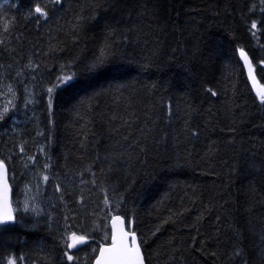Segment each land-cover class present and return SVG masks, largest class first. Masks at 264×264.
Returning a JSON list of instances; mask_svg holds the SVG:
<instances>
[{"label": "trees", "instance_id": "obj_1", "mask_svg": "<svg viewBox=\"0 0 264 264\" xmlns=\"http://www.w3.org/2000/svg\"><path fill=\"white\" fill-rule=\"evenodd\" d=\"M241 49L264 89V0H0V264H92L114 215L146 264H264V103ZM36 163L56 195L39 215L19 205Z\"/></svg>", "mask_w": 264, "mask_h": 264}, {"label": "snow or ice", "instance_id": "obj_2", "mask_svg": "<svg viewBox=\"0 0 264 264\" xmlns=\"http://www.w3.org/2000/svg\"><path fill=\"white\" fill-rule=\"evenodd\" d=\"M56 3H61L62 0H55ZM35 13L40 14L43 17L47 16V13L44 12V10L40 7H35L34 9ZM256 25L253 24V28H255ZM240 55L244 57V60L246 63H248V57L247 54L243 51V49L240 50ZM112 57L109 55H105L102 51L101 55L97 57L95 63L91 64L88 68L89 72H96L106 69L109 66V60ZM251 64L249 63V68H251ZM119 70V69H118ZM74 79V75L69 76H63L61 78H58L59 84L58 86H66L70 84ZM49 92H51V89H49ZM215 95V93H212ZM260 102L264 103V93L260 94ZM7 111V110H5ZM2 118V117H0ZM47 167V166H45ZM6 176V166L4 165L3 161H0V226L9 225L14 222V215L13 210L11 207V200L9 197L10 193V187L4 183V179ZM44 181L48 180V177L45 175L43 177ZM28 201L27 199L24 202L22 211H28ZM32 211L39 215L40 213L33 208ZM117 219H122L118 217ZM129 233L124 232L122 233V236L119 240H117L116 236H112L111 244L110 246H104L100 247L98 249L99 251V257L96 260V264H144L143 254L140 249V246L138 243L135 242V234L132 233V240L133 243L129 244L128 237ZM71 239L73 243L68 244V248H75L77 246V242L80 244L87 242L86 236H77L75 233H72ZM97 251V249H93V252ZM65 257L68 261H73L74 257L73 255L65 253ZM20 260L23 261V257H20ZM8 264H16V258L12 257L9 259Z\"/></svg>", "mask_w": 264, "mask_h": 264}, {"label": "rangeland", "instance_id": "obj_3", "mask_svg": "<svg viewBox=\"0 0 264 264\" xmlns=\"http://www.w3.org/2000/svg\"><path fill=\"white\" fill-rule=\"evenodd\" d=\"M9 95L12 96V94H9ZM12 97L13 98L11 99V101L9 103H4V102L0 101V112L8 110L13 105L14 96H12ZM39 150H40L41 155H42V158H40V160L44 164V163H46V160H48V158L45 154L43 146H41ZM29 172H30V176H31V181L24 186V188L22 190V199H21L19 205H24V202L27 199L28 209H29L28 211L34 213L32 211V209L35 208L40 213L42 211V204L44 203V201L45 202L54 201L56 195H55V193L50 192L49 194H47L44 197V199L42 197L41 184L45 182L43 177L46 175V173H45L46 170L44 168H42L38 163H36L30 167ZM12 210H13V215L15 217L16 216V210H15L14 202H12ZM34 214H36V213H34ZM129 226L132 227L131 224H129ZM76 235L78 237L79 236H85V235H81V234H76ZM71 236H69V242L72 240ZM86 237H88V236H86ZM106 240H104L103 242H100V243H104V242H106ZM91 250H93V248H91ZM10 258H12V257L8 258L7 263H8ZM16 263H17V260H16Z\"/></svg>", "mask_w": 264, "mask_h": 264}, {"label": "water", "instance_id": "obj_4", "mask_svg": "<svg viewBox=\"0 0 264 264\" xmlns=\"http://www.w3.org/2000/svg\"><path fill=\"white\" fill-rule=\"evenodd\" d=\"M243 60H244V57H243ZM249 63L251 64V61L249 60V58H248V63H246L245 60H244V66H245V69L247 71V74H248V77L250 79V82H251L254 90L257 93H259V94L264 93L263 87L258 83L257 77H256V75H255V73L253 71V67L249 68ZM251 66H252V64H251ZM4 165H5V163H4ZM4 183H6L10 187L9 197H10L11 202H13L12 186H11L10 181H9V178H8L7 166H6V176H5V179H4ZM11 207H12V204H11ZM118 217H120L122 219H117ZM110 227H111V238H110V242L109 243L101 244L100 247L110 246L111 240H112V236L115 235L116 238H117V240H119L121 238V236H122V233H124V232L129 233L127 239H128L129 244H131V243H133L132 235L131 234L134 233L135 234V242L139 244L140 249H141L142 254H143L144 264H146L145 256H144L142 247L140 245V242H139V239H138V235H137V233H136L135 230L129 228V226L127 225V222H126L125 218L123 216H121V215H114L112 217L111 221H110ZM71 243H73L72 240L70 241V244ZM84 244L85 243L80 244V243L77 242V246L75 248H71V249L72 250H76V249H78L79 247H81ZM98 257H99V251H98L97 255L95 256L92 264H96V260H97Z\"/></svg>", "mask_w": 264, "mask_h": 264}, {"label": "bare ground", "instance_id": "obj_5", "mask_svg": "<svg viewBox=\"0 0 264 264\" xmlns=\"http://www.w3.org/2000/svg\"><path fill=\"white\" fill-rule=\"evenodd\" d=\"M8 170V169H7Z\"/></svg>", "mask_w": 264, "mask_h": 264}]
</instances>
